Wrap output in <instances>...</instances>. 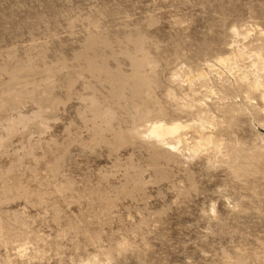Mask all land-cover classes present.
I'll list each match as a JSON object with an SVG mask.
<instances>
[{"label": "rangeland", "instance_id": "374dc122", "mask_svg": "<svg viewBox=\"0 0 264 264\" xmlns=\"http://www.w3.org/2000/svg\"><path fill=\"white\" fill-rule=\"evenodd\" d=\"M260 58L264 0H0V264H264Z\"/></svg>", "mask_w": 264, "mask_h": 264}, {"label": "bare ground", "instance_id": "6f19581e", "mask_svg": "<svg viewBox=\"0 0 264 264\" xmlns=\"http://www.w3.org/2000/svg\"><path fill=\"white\" fill-rule=\"evenodd\" d=\"M232 32H234L233 30H232ZM248 33V32H247ZM235 35H236V32H235ZM235 35H234V37H235ZM238 35V34H237ZM240 38V37H239ZM246 40V39H245ZM260 49V48H259ZM242 53V52H241ZM240 53V54H241ZM257 53H259V52H256V54ZM245 54V53H244ZM239 55V54H238ZM243 55V54H242ZM240 56L239 58H241V57H244V56ZM259 55V54H258ZM257 55V56H258ZM256 56V57H257ZM232 57V56H231ZM228 58V57H227ZM235 58V56L233 57V59ZM238 58V59H239ZM223 59V58H222ZM242 59V58H241ZM261 59V58H260ZM221 60V59H220ZM219 60V61H220ZM240 60V59H239ZM254 60V59H253ZM262 60V59H261ZM264 60V59H263ZM263 60H262V63H264L263 62ZM259 62V61H258ZM220 64H222L224 67L226 66V67H229V69L231 68H236V67H238L239 68V66H238V62H237V58L235 59V61L233 60V61H231L230 59H227V61H226V59H225V62L223 61V63H219V65ZM255 65V64H254ZM214 66V65H213ZM225 67V68H226ZM257 67V66H256ZM217 68V67H216ZM261 68V67H260ZM263 68V67H262ZM259 70V69H258ZM264 70V69H263ZM235 71H236V69H235ZM238 71V70H237ZM252 71V70H251ZM257 71V70H256ZM231 72V71H230ZM239 72V71H238ZM253 73V72H252ZM255 73V72H254ZM257 73L259 74V72H256L255 74H254V76H253V79H255V82L257 83V79L259 78V75H257ZM231 74H233V73H231ZM240 74V73H239ZM243 74H245V73H243ZM196 75V74H195ZM201 75V74H200ZM251 75V74H250ZM202 76V75H201ZM236 76H237V74H236ZM244 76H247V75H244ZM198 77V76H197ZM221 77V76H220ZM204 78V77H203ZM244 78V77H243ZM248 78V77H247ZM251 78H252V76H251ZM199 78H197V80H198ZM208 79V78H207ZM242 80H244V79H242ZM248 80V79H247ZM259 81H260V79H259ZM254 82V81H253ZM259 84V83H258ZM257 85V84H256ZM255 85V86H256ZM254 86V87H255ZM264 87V86H263ZM191 88V87H190ZM258 88H261V87H259V85H258ZM258 88L256 89V90H258ZM261 90H263V89H261ZM204 95V94H203ZM248 95V94H247ZM262 100H264V99H262ZM264 104V103H263ZM202 105V104H201ZM205 117H207V115L205 116ZM205 121V120H204ZM202 122V123H206V122ZM202 123H201V126H202ZM208 123V122H207ZM210 123H212V122H210ZM183 125V124H182ZM204 125V124H203ZM214 125H215V123H214ZM181 127H183L184 128V126H181ZM148 128H150V127H148ZM183 128L182 129H180V126L179 125H176V124H172V126H170V127H168L167 125H164L163 123H158V124H155L154 126H152L150 129H148L147 130V132H148V135L150 136V137H154L155 139H158V140H161L162 142H166V141H171V143H172V141L174 140V139H172V137H174V135L176 134V133H179L180 132V130H183ZM179 131V132H178ZM197 132V131H196ZM198 133V132H197ZM177 135V134H176ZM208 138V137H207ZM207 138H205V140L207 139ZM210 138V137H209ZM178 139V138H177ZM179 140V139H178ZM208 140V139H207ZM210 140V139H209ZM205 142V141H204ZM206 142H208V141H206ZM174 143V142H173ZM178 143V142H177ZM177 143H175V144H177ZM180 143H181V141H180ZM200 143V142H199ZM198 143V144H199ZM211 143V142H210ZM160 144V143H159ZM197 144V145H198ZM202 143H200L199 145H201ZM207 144H209V143H207ZM206 143H205V145H207ZM223 144V143H222ZM237 144V143H236ZM212 145V144H211ZM210 145V146H211ZM220 145V144H219ZM170 146V145H169ZM221 146V145H220ZM219 146V148H221ZM207 147H208V145H207ZM207 147L206 148H203V146H202V149H207ZM217 149H218V146H217V148H216V151H217ZM228 149V148H227ZM229 150V149H228ZM219 151V150H218ZM215 152V151H214ZM226 152V151H225ZM231 152V151H230ZM229 151H228V153H230ZM220 153H221V151H220ZM217 154V153H216ZM224 155V154H223ZM221 157H223L222 155H220ZM225 156V155H224ZM215 157V156H214ZM234 174H236V173H234Z\"/></svg>", "mask_w": 264, "mask_h": 264}]
</instances>
